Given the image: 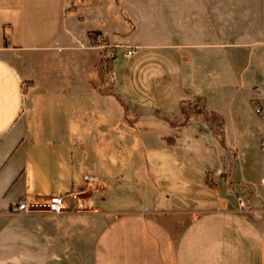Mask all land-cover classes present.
I'll return each mask as SVG.
<instances>
[{
  "label": "crops",
  "instance_id": "crops-1",
  "mask_svg": "<svg viewBox=\"0 0 264 264\" xmlns=\"http://www.w3.org/2000/svg\"><path fill=\"white\" fill-rule=\"evenodd\" d=\"M117 2L110 12L94 0H0V264H264V210L204 198L189 218L161 217V205L193 198L146 208L121 181L141 169L125 159L176 131L168 116L182 101L261 124L253 105L257 92L264 105V0ZM92 31L106 56L125 49L101 91L87 82L100 61ZM143 118L169 126L143 128ZM72 192L88 209L77 210ZM52 195L66 196L63 213L11 210Z\"/></svg>",
  "mask_w": 264,
  "mask_h": 264
},
{
  "label": "rangeland",
  "instance_id": "rangeland-1",
  "mask_svg": "<svg viewBox=\"0 0 264 264\" xmlns=\"http://www.w3.org/2000/svg\"><path fill=\"white\" fill-rule=\"evenodd\" d=\"M94 1L102 9L106 7L110 12L116 11L117 0ZM87 20L88 25L96 22L94 15H87ZM96 49L97 56L106 50L102 43ZM124 51L123 46L116 51L115 71L125 62L122 57ZM94 68L96 65L89 70ZM241 115L246 124L235 125L230 123L234 122L232 120L209 114L197 100L182 101L178 111L168 116L169 122L178 124L174 127L176 131L164 141L157 139L155 149L144 147L136 158L125 159L126 168L132 171L141 166L138 176L124 173L121 179L128 185L127 195L138 198V201L143 198L146 208L167 204L177 198H193L191 200L195 205L173 208L161 205L164 210L160 213L161 217H169L172 210H178L189 212V218L193 207L199 208L196 201L204 198L206 204L215 203V207H230L242 213L264 210V188L261 184L264 165L259 150L263 127L262 124L256 125L255 120H248L243 112ZM141 120V126L147 129L161 130L169 126V122ZM127 149H131L129 145ZM149 153L156 158H150ZM84 182L91 186L96 178L90 185ZM81 201L85 206L83 210L88 209L87 197L83 196ZM117 203L120 206L121 201H112V204Z\"/></svg>",
  "mask_w": 264,
  "mask_h": 264
},
{
  "label": "built area",
  "instance_id": "built-area-1",
  "mask_svg": "<svg viewBox=\"0 0 264 264\" xmlns=\"http://www.w3.org/2000/svg\"><path fill=\"white\" fill-rule=\"evenodd\" d=\"M132 52L128 50L126 52V56H130ZM257 101L260 100V93L257 92ZM254 103L253 106V114L258 118L260 123L263 127V136L260 141V150L264 156V105L259 103ZM85 181L90 185V183L95 181V178L93 177H87ZM261 184L264 188V176L261 179ZM70 198H72L76 202L77 210H81L85 208L82 202H80L78 198V193L73 192L68 195ZM65 202H66V196L64 195H52L48 197V199L44 201L39 200H27V199H20L17 201L13 207H11V210L14 212H23V213H47V214H53L58 215L63 213L65 210Z\"/></svg>",
  "mask_w": 264,
  "mask_h": 264
},
{
  "label": "trees",
  "instance_id": "trees-1",
  "mask_svg": "<svg viewBox=\"0 0 264 264\" xmlns=\"http://www.w3.org/2000/svg\"><path fill=\"white\" fill-rule=\"evenodd\" d=\"M88 39L92 46H97V40L99 37V33L92 31L87 33ZM115 51L111 50L109 52V55L106 56V51L100 52V61L99 65L95 70V75L93 77H88L87 82L89 85L93 88L95 91H101L107 84L109 85L110 82H108L107 77L110 75L112 70V62L115 59ZM111 85V84H110ZM107 89V88H106ZM112 91L110 89H107L105 91Z\"/></svg>",
  "mask_w": 264,
  "mask_h": 264
}]
</instances>
